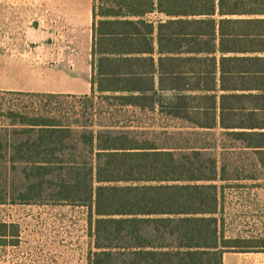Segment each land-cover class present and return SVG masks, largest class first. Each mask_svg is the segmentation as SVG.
I'll return each mask as SVG.
<instances>
[{"label": "trees", "instance_id": "obj_1", "mask_svg": "<svg viewBox=\"0 0 264 264\" xmlns=\"http://www.w3.org/2000/svg\"><path fill=\"white\" fill-rule=\"evenodd\" d=\"M154 11L170 18H143ZM92 13L85 109L97 112L98 99L108 111L135 106L203 129L193 134L219 131L264 171V17H228L264 15V0H93ZM0 94L31 101L0 107V206H83L87 264H223L228 251L264 252V237L224 233L221 181L235 178L217 144L159 146L55 105L77 96ZM20 242L19 224L0 219V264H53L22 258Z\"/></svg>", "mask_w": 264, "mask_h": 264}, {"label": "rangeland", "instance_id": "obj_2", "mask_svg": "<svg viewBox=\"0 0 264 264\" xmlns=\"http://www.w3.org/2000/svg\"><path fill=\"white\" fill-rule=\"evenodd\" d=\"M91 6L92 0H0V75L7 67L3 61L15 60L19 68L12 67L14 74H9V85L33 84L37 88L33 91L77 96L60 98L55 105L71 116L74 107L82 121L87 118L97 125L127 126L136 130L137 136L154 140L159 146L217 144L213 152L220 165L229 168L225 175L235 178L221 181L225 185L221 214L225 235L264 237V171L249 149L219 131L193 134L195 131L187 122L157 111L121 106H111L108 111L98 99L97 112L91 107L85 109L90 102L79 97L90 90ZM30 72H38V85ZM10 103L24 107L31 101L20 94H0V107ZM247 173L259 178L236 179ZM85 210L83 206L67 204H7L0 206V219L19 224L21 249L17 253L22 258L53 264H87L94 245Z\"/></svg>", "mask_w": 264, "mask_h": 264}, {"label": "crops", "instance_id": "obj_3", "mask_svg": "<svg viewBox=\"0 0 264 264\" xmlns=\"http://www.w3.org/2000/svg\"><path fill=\"white\" fill-rule=\"evenodd\" d=\"M92 6H93V0H92ZM92 6H91V15H92V47H93V13H92ZM75 9H77V7L74 8L73 10H75ZM83 13L85 14L84 11H83ZM228 17H233V18H237V17L238 18L239 17L243 18V17H245L246 18V17H264V15H249V16H247V15H243V16L232 15V16H229L228 15ZM130 18L131 19H137V17H132V16ZM143 18L146 21L152 22V23H154V25H157V23L159 21H165V20L169 19L170 17L165 15V14H163V13H160L158 11H154V12L147 13ZM155 47L157 48V42L156 41H155ZM91 57H92V59H91V73H90V80H89V82H90V90H89V92L85 93V94H88V95H90L92 93V84H91V77H92V71H93L92 49H91ZM154 57L157 58L158 54L155 53ZM15 62H16L15 60H7V59H5V61H3V63H5L7 65V67L4 68V71L0 75V90L1 91H25V90H30V92H42V91H33L34 89L37 90V88L33 87V84L31 86H29V87H15V86L9 85V82L11 81V78H10L9 74H11V72H12V74H14V71L12 70V67L15 68L17 66L19 68V64L17 62L15 63ZM30 77H33V79L35 80V85H38V83H37L38 72H35V73H33V72L31 73L30 72ZM52 93H55V92H52ZM128 107L138 108V107H135V106H128ZM166 116H168V115H166ZM169 117H171V116H169ZM172 118H175V117H172ZM176 119H179V118H176ZM180 120H182V119H180ZM188 126L190 128H193L194 130H203V129H200V128H195V127L191 126L190 124ZM222 262H223V264H264V252H233V251H228V252H225L223 254Z\"/></svg>", "mask_w": 264, "mask_h": 264}]
</instances>
